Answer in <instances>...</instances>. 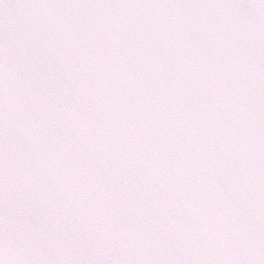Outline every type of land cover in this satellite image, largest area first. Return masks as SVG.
Returning <instances> with one entry per match:
<instances>
[{"label": "snow or ice", "instance_id": "1", "mask_svg": "<svg viewBox=\"0 0 264 264\" xmlns=\"http://www.w3.org/2000/svg\"><path fill=\"white\" fill-rule=\"evenodd\" d=\"M0 264H264V0H0Z\"/></svg>", "mask_w": 264, "mask_h": 264}]
</instances>
